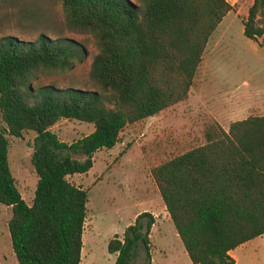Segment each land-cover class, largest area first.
Returning <instances> with one entry per match:
<instances>
[{"label":"trees","instance_id":"1","mask_svg":"<svg viewBox=\"0 0 264 264\" xmlns=\"http://www.w3.org/2000/svg\"><path fill=\"white\" fill-rule=\"evenodd\" d=\"M37 2L0 0V11L33 24L44 19ZM60 7L65 28L92 36L88 79L97 89L30 84L39 72L70 69L84 52L77 40L42 31L31 40L0 36V202L10 206L7 229L19 264H79L87 196L66 176L86 172L93 152L111 147L126 124L186 97L206 41L232 4L60 0ZM241 23L246 37L264 35V0H251ZM59 118L93 127L67 143L49 128ZM24 129L35 132L30 203L8 169L4 135ZM150 175L189 261L235 264L229 250L264 232V114L232 120L226 129L208 125L203 143L153 165ZM153 220L142 210L121 236L108 238L112 264H128L138 244L149 258Z\"/></svg>","mask_w":264,"mask_h":264},{"label":"rangeland","instance_id":"2","mask_svg":"<svg viewBox=\"0 0 264 264\" xmlns=\"http://www.w3.org/2000/svg\"><path fill=\"white\" fill-rule=\"evenodd\" d=\"M227 1L232 8L211 31L186 97L126 124L111 147L93 152L86 172L66 176L85 189L87 196L79 264H111L114 255L106 250L108 238L138 210L157 215L163 203L150 175L153 165L203 143L204 130L214 122L226 129L232 120L264 114V35L255 41L242 33L241 20L251 0ZM37 3L45 10L44 19L33 24L20 25L13 10L1 9L0 14L7 15L0 18V36L11 34L31 40L40 31L50 37L62 34L80 42L84 52L70 69L39 72L30 84L97 89L88 79L89 64L96 51L92 36L64 27L60 0ZM1 127L4 123L0 116ZM92 127L91 122L74 118H59L49 126L58 139L67 143ZM34 134L31 129L22 130L18 136L4 132L8 169L26 203H30L36 181L30 163ZM9 216L10 206L0 202V264H19L10 247ZM155 220L148 233L149 258L139 250L128 264H191L170 219L161 215ZM229 253L235 264H264V232Z\"/></svg>","mask_w":264,"mask_h":264},{"label":"crops","instance_id":"3","mask_svg":"<svg viewBox=\"0 0 264 264\" xmlns=\"http://www.w3.org/2000/svg\"><path fill=\"white\" fill-rule=\"evenodd\" d=\"M156 190H154V192H155ZM159 208H158V210H159V212L157 213V215H156V213L155 212H150L151 214H152V216H153V218H154V220H153V223L151 224V226H150V229H151V227H152V225L156 222V218H158V217H161V215H163V217L164 218H169V216H168V214H167V212H166V210L164 209V206L163 205H159L158 206ZM143 210V209H142ZM141 210V211H142ZM138 212H140V210H138V211H136V212H134L132 215H131V218L122 226V228H121V230L119 231V232H114V233H116V234H121L122 233V231H123V229H124V227L127 225V224H129V223H131L132 221H133V218H134V216L138 213ZM171 221V220H170ZM84 223H85V220H84V222H83V226H84ZM172 223V222H171ZM150 229H149V232H150ZM83 231V230H82ZM82 234V233H81ZM149 235V234H148ZM243 243V242H242ZM241 243V244H242ZM241 244H239V245H241ZM140 246V247H139ZM139 250H142V251H144V249H143V247H142V245H138L137 247H136V253H135V255L134 256H136L137 254H138V252H139ZM232 250V249H231ZM231 250H229V252L231 251ZM144 254H145V252H144ZM230 254V253H229ZM113 255L115 256V253H113ZM134 256L132 257V258H134ZM146 256V255H145ZM131 258V259H132ZM130 259V260H131ZM114 260V259H113ZM113 262V261H112ZM130 262V261H129ZM128 262V263H129ZM149 263V262H148ZM112 264V263H111ZM192 264V263H191Z\"/></svg>","mask_w":264,"mask_h":264}]
</instances>
